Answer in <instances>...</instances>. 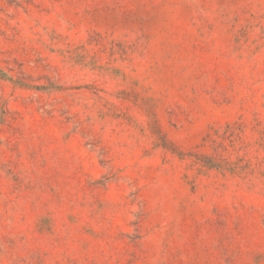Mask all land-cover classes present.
I'll return each mask as SVG.
<instances>
[{
  "label": "rangeland",
  "instance_id": "obj_1",
  "mask_svg": "<svg viewBox=\"0 0 264 264\" xmlns=\"http://www.w3.org/2000/svg\"><path fill=\"white\" fill-rule=\"evenodd\" d=\"M0 264H264V0H0Z\"/></svg>",
  "mask_w": 264,
  "mask_h": 264
}]
</instances>
